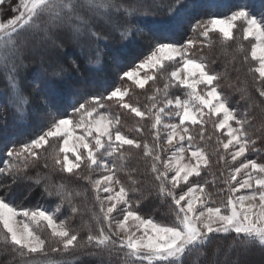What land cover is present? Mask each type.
I'll list each match as a JSON object with an SVG mask.
<instances>
[{
	"label": "snow or ice",
	"instance_id": "snow-or-ice-1",
	"mask_svg": "<svg viewBox=\"0 0 264 264\" xmlns=\"http://www.w3.org/2000/svg\"><path fill=\"white\" fill-rule=\"evenodd\" d=\"M6 3L8 0H0V5ZM186 8L183 0H172L167 8L169 20L160 21L161 28L181 23ZM12 11L15 15L0 19V74L10 90V102L18 116L25 114L31 104L30 97L20 86L28 56L43 53L48 47L62 48L63 42L58 35L62 32L76 43L99 41L104 38L102 30L97 28L100 23L114 26L121 39H129L139 31L132 25V18L154 15L144 0H18ZM238 28L243 40L252 43L250 50L238 44L235 51L242 55L243 62H255L248 72L253 74V86L260 97H264V10L254 12L247 5H241L226 16L212 15L192 23L190 31L203 39L189 38L183 43L160 40L139 63L121 72V80L145 89L150 81H155L158 73L170 69L163 89L154 88L146 97L149 103L143 107L126 99L131 87L124 85L112 86L103 96L73 99L69 104L71 112L65 108L63 115L47 107L46 98L47 110L39 133L18 146L6 148L5 155L9 159L0 173L13 175L15 179L39 160L43 152L54 169L85 179L92 185L99 211L91 212L87 235L81 241L78 230L70 227L66 219L57 218L65 201L72 214L80 211L73 203L74 193L81 195L79 190L70 189L63 182L46 186L48 196L59 197V203L52 210L40 206L17 208L0 197V245H3L0 252L10 250L21 258L22 264H70L68 260L52 259L48 248L51 241V253L61 255L74 251L94 255L86 252L94 247L109 255L122 251L123 264H185L186 254L203 248L217 233L236 234L229 253L237 246L244 252L257 246L264 248V162L246 159L231 168L229 178L224 181L228 185L227 195L221 200L206 191V182L193 179L189 183L191 178H199L202 170L211 164L205 149L193 143L189 126L199 125L203 140L207 121L218 118L213 121V127L224 132L227 139H217V145L224 152L232 150L233 162L245 156L258 139L252 137L247 127L251 120L248 112L238 113L230 107L228 98L219 90L221 74L209 67L206 57L192 52L197 45L201 50L211 47L215 43L213 34L227 46L235 40ZM96 54L98 57V49ZM50 67L48 75L53 80L67 74L59 61L52 62ZM173 86L183 90V98L181 95L170 97L169 89ZM240 91L244 94L242 98L249 95L246 82ZM107 101L140 121H150L154 143L126 135L121 130L119 115L113 116ZM173 117H177L179 123L166 122ZM161 129L165 130L166 144L173 146L175 141V146L162 148ZM142 130L137 124L135 131ZM184 141H187L186 147ZM131 149L141 150L151 159V171L157 181L156 194L170 201V220L145 217L139 211V200L129 198L130 191L139 189L126 187L117 173L124 170V161ZM162 151L170 154L162 158ZM187 151L191 152L189 162H185ZM226 159L219 155L217 163ZM82 165L89 172L99 168L105 174L98 179L91 175L81 176ZM44 166L47 168L48 164ZM241 172L244 176L237 182ZM41 179L37 175L34 182L40 184ZM129 180L133 185L137 183L130 175ZM233 182H237L235 186ZM182 184L187 185L186 190L180 187ZM242 189L247 190L246 194L236 195ZM113 213L117 215L114 217ZM42 225L50 230L49 239L40 234ZM218 252L216 249L214 255ZM34 256L44 259H29ZM234 264H240L239 259Z\"/></svg>",
	"mask_w": 264,
	"mask_h": 264
},
{
	"label": "trees",
	"instance_id": "trees-1",
	"mask_svg": "<svg viewBox=\"0 0 264 264\" xmlns=\"http://www.w3.org/2000/svg\"><path fill=\"white\" fill-rule=\"evenodd\" d=\"M144 2L150 5V10L154 15L141 18V20L131 19L134 28L135 25H138V28L141 29V35H136L138 33L135 32L129 39H121L119 31L114 26L104 23L98 24L97 28L102 30L104 38L91 43L87 41L76 43L77 47L70 53L77 63V71L72 69L73 67L67 60L64 63L67 74L62 79L53 80L48 75L51 67L48 70L33 67L24 69L20 76V86L30 97L31 104L22 116L17 115L10 102V90L5 81L0 83V168H3L9 159L5 155L7 147L18 146L20 143L34 138L39 133L43 126L44 113L47 110L45 106L46 98L47 107H50L57 115H63L65 108L69 113L71 112L69 104L73 99L81 96L84 98L103 96L107 94L106 90L112 86L124 85L131 87L130 96L126 99L132 103L138 102L143 107L149 103L146 97L151 95L154 88L163 89L166 83V73L170 69L166 68L164 73H158L155 81H150L145 89L136 88L126 79L121 80L120 74L147 56L152 45L160 40L183 43L189 38L203 39L190 31L192 23L212 15L226 16L241 5H247L254 12L264 10V0H183L187 8L181 23L161 28L159 22L169 20L167 8L172 0H144ZM213 40L215 43L211 47L205 46L201 50L200 46L197 45L192 49V52L195 55L206 57L209 67L221 74L218 81L221 86L219 90L228 98L230 107L235 108L238 113L241 111L248 112L251 120L247 127L252 137L258 138L255 146H250L248 156H243L233 162L230 152H224L222 147L217 145V139H227L224 132L213 127V121L218 118L212 117L207 121L204 126L203 140L200 139L199 135L200 126H189V132L194 137L193 143L203 147L209 154L211 161L210 166L202 170L201 176L191 178L189 183L193 179L201 183L206 182V191L212 193L213 198L221 200L227 195L228 185L224 181L230 176L231 168L239 166L242 161H246L248 158L264 162V97H260L259 92L253 86V74L248 72L249 66H255V62L251 60L247 63L243 62L242 55L235 51L238 44H243L246 49L250 50V40H243L240 31L235 32V40L229 42L227 46L221 44L216 34H213ZM88 45H93L94 49L89 50L86 47ZM97 49L99 50L98 57L96 54ZM63 51L64 57L67 50ZM233 57H235L234 62ZM74 75L77 77H74ZM38 76H41L42 79H38ZM245 82L249 95L242 98L244 94L240 89L245 86ZM37 84H39V87ZM182 92V89L175 86L169 89L170 97L181 95V98H183ZM106 103L113 116L119 115L121 130L126 135L142 142L146 140L150 144L154 143L150 121H140V118L120 108L112 101ZM101 110L105 111L104 109ZM166 122L179 123V119L173 117ZM137 124L142 126V131H135ZM164 133L165 130L161 129L160 144L162 148L170 149L171 147L165 146ZM185 145H187V141ZM125 147L127 149V146ZM169 154V151L161 152L162 158H166ZM45 155L42 152L41 158L31 163L26 171L16 175L15 179L13 175L0 173V197H3L6 202H10L17 208L40 206L52 210L59 203V197L55 195L48 196L45 193L46 186L63 182L70 189L79 190L81 195H75L74 193L73 203L80 208V211L72 214L67 201H65L64 207L57 213V218L66 219L70 227L78 230L82 241L87 235L86 225L90 221L91 212L98 213L99 211L92 185L85 179L57 171L53 168L51 160L46 159ZM219 155L225 156L226 161L220 160L217 163ZM45 163L48 164L47 168L44 166ZM124 165V170L118 172L117 175L126 187L139 189V191H130L129 198L132 201L139 200L141 214L145 217L151 216L157 221L170 220V201L162 200L156 194L157 181L151 171V159L145 157L141 150L131 149ZM80 173L81 176L91 175L93 179H98L102 175L98 170L89 172L83 165ZM37 175L42 177L40 184L34 182ZM129 175L137 181L135 185L129 180ZM180 187L186 190L187 185H181ZM176 191L179 192L180 188ZM45 235L44 238L49 239L50 233L48 235L46 231ZM234 241H236V234L234 233L212 237L203 248L191 254H186L185 264H226L228 260H230L229 264H234L237 259H239L240 264H251L254 260L264 264V248L257 246L244 252L237 246L229 253V247ZM0 247H3V245H0ZM51 247L52 243L50 241L48 245L50 256L57 261L68 260L70 264H123L122 251L109 255L100 249L88 248L87 253L95 254L89 255L84 251H74L61 255L60 253H51ZM216 249H219V252L214 255ZM200 252H203L204 255H199ZM29 259L39 261L44 258L34 256ZM0 264H22V261L20 257L9 250L7 253L0 252Z\"/></svg>",
	"mask_w": 264,
	"mask_h": 264
},
{
	"label": "rangeland",
	"instance_id": "rangeland-1",
	"mask_svg": "<svg viewBox=\"0 0 264 264\" xmlns=\"http://www.w3.org/2000/svg\"><path fill=\"white\" fill-rule=\"evenodd\" d=\"M17 2H18V0H8V3H6V4H2V5H0V19H3V20H6L7 18H10V17H12L13 15H15V13L12 11V8H13V6H15L16 4H17ZM141 18L143 19L144 17H136L135 18V20L136 19H140L141 20ZM132 19H134V18H132ZM137 23H138V21H137ZM137 26V27H136ZM135 28L136 29H139V31H136V33H138V34H136V35H141V29L140 28H138V25H135ZM236 31H240L241 32V30L238 28ZM242 33V32H241ZM59 35V37H60V39L62 40V42H63V47L62 48H59V49H57V48H52V47H48V49L45 51V52H43V53H37V54H34V55H30V56H28L27 58H26V64H27V67L26 68H30L31 69V67H33V68H36V69H42V70H48V69H50L49 67H50V64L52 63V62H54V61H59V62H61V63H63V65H64V63H65V61L67 60L70 64H71V66L73 67L72 69H75L76 71H77V63H76V61L73 59V57L70 55V53H71V51L73 52V50H74V48L75 47H77V44H76V42L75 41H73V40H71L69 37H68V35H67V33H59L58 34ZM250 42L252 43V41L250 40ZM89 50H91L92 48L94 49V47H93V45H88V46H86ZM67 50V52H66V55L63 57V54H64V51L63 50ZM81 50H82V48H81ZM59 54H61V55H59ZM71 57H72V59H71ZM174 63V62H173ZM35 66V67H34ZM25 68V69H26ZM32 68V69H33ZM75 71V72H76ZM74 72V73H75ZM75 74H77V73H75ZM43 77V76H42ZM74 77H77L76 75H74ZM38 79H42L41 78V76H38ZM2 81H5L4 80V77H3V75L2 74H0V83L2 82ZM102 111V110H101ZM235 126V125H234ZM185 142L186 141H184L183 143L185 144ZM165 146H167V147H173V146H175V141H174V145L173 146H168L167 144H166V142H165ZM187 145H185V147H186ZM231 149L229 150V152L231 153ZM185 162H189L190 160H191V152L190 151H187V152H185ZM245 156H248V152L245 154ZM240 158H242V157H240ZM240 158H238L237 160H239ZM106 159H108V160H110V158H106ZM249 159V158H248ZM192 163H194L195 161H191ZM95 170H98L99 171V173L100 174H102V175H104L105 173L103 172V170L102 169H99V168H97V169H95ZM101 175V176H102ZM169 175H171V173L169 174ZM244 176V173L243 172H241V174H240V176H238L237 177V182L238 181H240L241 179H242V177ZM229 178V177H228ZM237 182H233V186H235L236 185V183ZM183 185V184H182ZM103 187V186H102ZM118 185L116 186V188H117V190H118ZM228 188V187H227ZM246 192H247V190H241V192L240 193H237L236 195H241V194H246ZM179 193V192H178ZM226 193H227V190H226ZM103 195H106L105 193H102V196ZM117 215V213H113V216L115 217ZM41 235L43 236V237H45L46 235H45V233H46V231H47V233H48V235H49V233H50V230L49 229H47V228H44L43 227V225L41 226ZM45 232V233H44ZM229 234H232V233H227V234H224V233H217V234H213L211 237H210V239H212V237H217V236H225V235H229ZM235 234V233H234ZM50 237V236H49ZM90 248H94V247H90ZM84 259H87V258H84ZM214 259H215V257H214ZM224 260H225V258H224ZM84 261V260H83ZM226 261V260H225ZM85 262V261H84ZM229 262H230V260H228V262L226 263V264H229ZM195 264H197V263H195ZM246 264H248V263H246ZM251 264H262L261 262H259L258 260H254Z\"/></svg>",
	"mask_w": 264,
	"mask_h": 264
}]
</instances>
